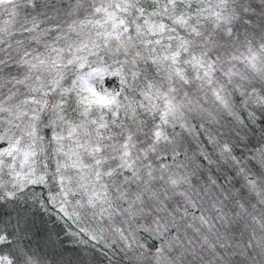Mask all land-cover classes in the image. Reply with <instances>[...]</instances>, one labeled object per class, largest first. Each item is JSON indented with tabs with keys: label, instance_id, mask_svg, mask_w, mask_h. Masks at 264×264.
I'll use <instances>...</instances> for the list:
<instances>
[{
	"label": "snow or ice",
	"instance_id": "1",
	"mask_svg": "<svg viewBox=\"0 0 264 264\" xmlns=\"http://www.w3.org/2000/svg\"><path fill=\"white\" fill-rule=\"evenodd\" d=\"M0 264H264V0H0Z\"/></svg>",
	"mask_w": 264,
	"mask_h": 264
}]
</instances>
